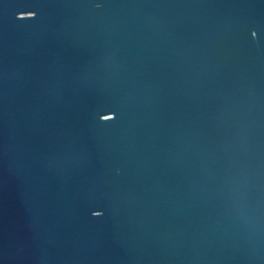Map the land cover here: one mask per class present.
I'll return each instance as SVG.
<instances>
[{
	"label": "water",
	"instance_id": "1",
	"mask_svg": "<svg viewBox=\"0 0 264 264\" xmlns=\"http://www.w3.org/2000/svg\"><path fill=\"white\" fill-rule=\"evenodd\" d=\"M0 264H264V0H0Z\"/></svg>",
	"mask_w": 264,
	"mask_h": 264
}]
</instances>
